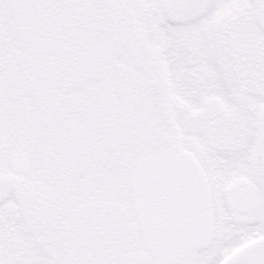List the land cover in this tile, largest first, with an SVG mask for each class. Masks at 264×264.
Here are the masks:
<instances>
[{
  "label": "snow or ice",
  "instance_id": "6c2138e0",
  "mask_svg": "<svg viewBox=\"0 0 264 264\" xmlns=\"http://www.w3.org/2000/svg\"><path fill=\"white\" fill-rule=\"evenodd\" d=\"M0 264H264V0H0Z\"/></svg>",
  "mask_w": 264,
  "mask_h": 264
}]
</instances>
